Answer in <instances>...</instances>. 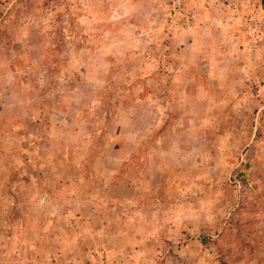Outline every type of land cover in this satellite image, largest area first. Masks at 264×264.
Masks as SVG:
<instances>
[{"label": "rangeland", "instance_id": "rangeland-1", "mask_svg": "<svg viewBox=\"0 0 264 264\" xmlns=\"http://www.w3.org/2000/svg\"><path fill=\"white\" fill-rule=\"evenodd\" d=\"M0 264H264V0H0Z\"/></svg>", "mask_w": 264, "mask_h": 264}]
</instances>
